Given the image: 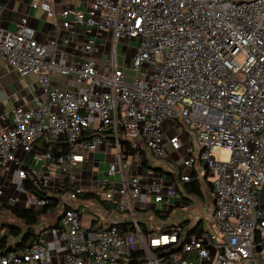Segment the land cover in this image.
<instances>
[{
	"label": "built area",
	"instance_id": "built-area-1",
	"mask_svg": "<svg viewBox=\"0 0 264 264\" xmlns=\"http://www.w3.org/2000/svg\"><path fill=\"white\" fill-rule=\"evenodd\" d=\"M32 6L56 36L41 41L27 17L16 31L0 25V59L42 88L35 104L3 117L11 125L0 134V197L8 175L35 183L42 193L30 192L26 206L60 210L61 223L46 232L63 246L64 264H185L194 250L193 264H244L264 255V0H91L86 9L64 8L61 21L51 2ZM77 25L87 28L81 60L64 62L59 39ZM101 42L109 45L106 60L97 56ZM119 46L132 48L129 71L117 63ZM53 74L78 87L54 86ZM177 126L189 137L171 134ZM187 141L183 164L171 156L165 169L174 180L130 170L142 150L162 160ZM45 142L69 149L55 156ZM106 142L116 147L106 177L84 174L82 164ZM194 173L214 197L213 226L190 235L171 209L182 205ZM147 205L168 219L158 235L141 225ZM85 207L126 213L131 227L103 220L94 229L82 221ZM46 243L0 253V264H52ZM134 251L143 252L141 263L132 262Z\"/></svg>",
	"mask_w": 264,
	"mask_h": 264
},
{
	"label": "crops",
	"instance_id": "crops-1",
	"mask_svg": "<svg viewBox=\"0 0 264 264\" xmlns=\"http://www.w3.org/2000/svg\"><path fill=\"white\" fill-rule=\"evenodd\" d=\"M33 1L41 0H0V25L9 31H16L19 27L21 19L27 17L29 24L37 29L38 38L41 41L49 42L56 36V31L54 27L48 22L50 19L48 18L46 20L45 13L42 10L34 8L32 6ZM46 1H49L54 5L59 21H61L62 19L60 12L67 6H74L76 8L86 9L89 3L91 2V0ZM86 32L87 28L84 25H77L75 26V28L64 30V34L61 39H59V43L57 45V53L61 60L68 63H75L81 60L80 53L83 41L86 38ZM103 46L105 48L104 50ZM106 47L109 48V45L107 43L101 42L99 45L97 56L101 60H103L102 58L105 55L107 49ZM52 82L54 86L60 88L76 89L78 87L77 82L73 78L68 79L66 76H62L59 74L52 75ZM40 96H42V91L37 82V78L34 75L31 74L29 76L23 77L18 74V72L10 65L7 60L0 59V134L3 133L7 129V127L11 125V121H6L3 119V117L7 116L11 119V113L16 107L32 106L33 104H35L36 99ZM184 136H186L187 138L189 137L186 132ZM165 142L167 143V140ZM187 144L188 141L185 143L179 154L175 153L178 158L179 156H182V153H184V149ZM38 146L42 147V142H39ZM169 152L171 153L170 149ZM115 154L116 147L113 142L103 143L98 147V149L93 153V155L90 156L88 162L83 163L82 166L85 165L88 167L86 168L87 170L84 169L85 171H87L88 174L92 172V174H94L98 179H102L106 177V171L108 169L109 164L115 160ZM143 156L146 159L145 164H143L142 161ZM171 156L174 157V155H167L164 158L166 159L165 163L160 164L157 161H153V157L149 154V151L144 149L142 154L140 152L136 155L135 163H130V170L132 171V173H139L142 176H147L151 171H153V168L156 167L155 163H157V167L166 169L169 165V162H171L170 160H168L171 158ZM26 157H28V159L30 160L33 158V155L32 153H29ZM29 160L24 161V163L27 166H32V162ZM90 164L94 166L93 170L89 169ZM33 165H35V163H33ZM103 173L104 176H102ZM5 179L6 186H8V192L0 197V208L2 206L6 207L7 204H9L8 200L12 197L10 193L13 188L17 189L19 193L13 205L18 208H26V198L27 195L30 194V192L25 187L26 180L22 184L23 180H20L16 177H14L13 179L8 175L7 177H5ZM202 185L204 197L196 196L197 198L202 200V203L199 202V212H197L193 218L185 217L182 221H178L180 215L175 217L172 216L176 222L186 221L183 225L185 227V233H189V231L192 230L195 226H197L200 222H202V226L204 225L203 232H206L209 229V227L207 226H209L210 223H212L213 221L211 219L213 217L212 210L214 197L211 194L209 186L206 183H203ZM187 196L189 197L190 193ZM18 199L21 200L18 201ZM191 204L192 202H189L188 205L184 203L181 206L189 207V205ZM150 207L152 206L147 205L145 208H141L139 211V215L143 230L146 228L154 233L156 232L155 230L159 227L161 229L165 228V225L164 220L160 219L155 213V209ZM260 207L264 209V184L262 185L260 190ZM107 212L101 213L96 208L92 209V213L90 214L81 213L82 221L84 224L94 229H97L103 220L110 224L113 222L120 224H130L131 222V219L127 218L126 213ZM48 213L53 215L52 212ZM59 216L60 215L54 218L50 217L52 219L51 222H48L46 224L47 226L44 225L41 227L39 240H41L42 242L48 241V243H51L53 246L52 252L49 253L51 259H53L56 264H64L63 260L61 259V254H63V252H61V248H63V246L55 240L48 239L46 232L48 231L47 228L53 226L55 222L59 224L61 223V220L58 218ZM15 218H9V220H5L2 218L3 220H1V224L17 223L21 225V221L19 219L16 220ZM118 218L120 219L117 220ZM210 226H213V224H211ZM131 258L133 263H141L144 260V254L142 257L131 256ZM196 258H198V253L194 250L187 255L185 263L193 264ZM257 262H259L258 264H264V255H259L257 261H255L254 259H250L244 262V264H257Z\"/></svg>",
	"mask_w": 264,
	"mask_h": 264
},
{
	"label": "trees",
	"instance_id": "trees-1",
	"mask_svg": "<svg viewBox=\"0 0 264 264\" xmlns=\"http://www.w3.org/2000/svg\"><path fill=\"white\" fill-rule=\"evenodd\" d=\"M44 145L48 146V150L51 151L55 156L59 155L61 152H65L69 149V145L65 143H57V142H45ZM143 150L141 151V154ZM143 164L146 163V159L143 156L142 158ZM156 168V169H155ZM158 172L163 173L166 176L167 181H172L175 179L174 173H171L163 168L155 167ZM26 189L32 194L41 195L42 191L35 185L31 180L25 181ZM184 199L182 204H189L190 194H196L197 196L204 197L203 185L202 183L196 179V174L192 176V180L190 182H186L184 184V191L182 192ZM11 210V212L16 216L17 219L21 221V225L17 223H8V224H0L1 229H6V233L0 238V253L6 254L7 252L25 247L28 244H36L39 242L40 231H37L36 227L41 222L42 217L50 212L53 209L54 203H50L46 206H38V207H26V208H18L13 204L6 206ZM159 214V212H155ZM186 221L182 222L184 225ZM122 230L129 229L131 224H119L118 225ZM204 230V225L202 226V222H200L197 226H195L192 230L189 231V234L201 233ZM146 233L151 232L148 229H144ZM133 257H142V251H134L132 253Z\"/></svg>",
	"mask_w": 264,
	"mask_h": 264
},
{
	"label": "rangeland",
	"instance_id": "rangeland-1",
	"mask_svg": "<svg viewBox=\"0 0 264 264\" xmlns=\"http://www.w3.org/2000/svg\"><path fill=\"white\" fill-rule=\"evenodd\" d=\"M126 43H128V41H126L125 44ZM135 44H136L135 42H132L131 46H135ZM129 46H130V44H129ZM129 46L127 47V50H125L124 48H122V46H119V49H118V52H117V63H118V65L120 67H124L127 71L130 70L129 69V66H131V55L133 53L132 48H130ZM104 49L105 48L103 46V50ZM107 50H108V48L106 49L105 55L102 58L103 60H106L109 57V53H108ZM40 89L42 91V88L41 87H40ZM170 132H171V134H178L180 136H184V134H185V131L181 127H178V126L177 127H171ZM191 134H190V136H192ZM184 152H185V149H184ZM185 156H186V153L185 154H182V158L180 159L179 164H183ZM173 158H177V155L174 154V157ZM173 158L168 159V160H170L173 163V161H175V160H173ZM165 160L166 159H162V160H160V159H158V160L153 159V161H157L160 164H164L165 163ZM155 164H157V163H155ZM93 168H94V166L92 164H90L89 165V169L90 170H93ZM103 168H104V166H103ZM154 170L155 169H153V171H151V173L149 174V178L150 179L153 178L154 176L158 175V172L156 170L155 171ZM83 172H84V174H87L86 171H83ZM102 176H104V173L102 174ZM10 194L12 196L11 198L16 199L17 198V195L19 193H18V190L17 189L13 188L11 190V193ZM20 200L21 199H18V201H20ZM199 202L202 203V200L198 199V200L193 201L192 204L189 205V207H186V206L185 207H183V206L174 207L173 209H171V216L175 217V216H179L180 215V217L178 218V221H182L185 217L193 218L196 215V213L199 212V209H198V207L200 205ZM25 203L28 204L27 202H25ZM83 211L85 213H87V214H90V213H92V208L91 207H85L83 209ZM51 212L53 213V215L50 214V213H47V214H45L42 217L41 222L36 227L37 231H40L42 226L46 225L48 222H51V220H52L51 218L57 217L59 215L60 210L55 209V211L51 210ZM2 218L5 219V220H7V219L9 220V218H15V215L11 212V210L9 208H6V207L2 206L0 208V224H1V220H3ZM15 219L17 220V218H15ZM163 220H164V222H168V219H166V218H164ZM10 222H11V219H10ZM6 231H7L6 229H4V228L1 229L0 228V238L6 233ZM155 231L156 232H154L153 235H158L162 231V229L159 227ZM45 246H46V248L48 250V253L52 252L53 246H52L51 243H47ZM51 261H52V264H56L53 261V259H51ZM196 261H197V258L195 259V262ZM185 264H187V263H185ZM203 264H214V262L205 259L203 261Z\"/></svg>",
	"mask_w": 264,
	"mask_h": 264
}]
</instances>
